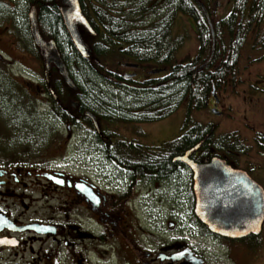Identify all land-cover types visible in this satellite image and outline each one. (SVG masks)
I'll list each match as a JSON object with an SVG mask.
<instances>
[{"label": "flooded vegetation", "instance_id": "obj_1", "mask_svg": "<svg viewBox=\"0 0 264 264\" xmlns=\"http://www.w3.org/2000/svg\"><path fill=\"white\" fill-rule=\"evenodd\" d=\"M78 1L92 31L77 25L91 49L88 57L66 30L61 0H0V264H211L210 252L183 238L187 223L208 235L194 214L192 170L173 160L194 146L175 153L173 144L182 136L191 141L193 124L181 127L177 137V131L166 130V119L175 112L177 66H193L198 59V52H182L186 37H197L198 50V36L210 35L206 11L221 47L219 35L229 32L227 17L235 13L245 21L247 7L237 5L241 0ZM31 10L41 37L56 42L76 88L53 62H44L32 37ZM49 12L60 19L57 36L43 26ZM261 31L255 23L249 29L251 35ZM80 60L94 67L104 86L101 114L85 107L87 93L74 76ZM212 83L217 98L211 85L205 109L220 111L221 86ZM195 121L216 134L213 121ZM157 122L160 130L146 131ZM48 126L59 134L57 143L83 148L75 168L41 149ZM254 142L264 147V140ZM204 153L199 146L190 158L203 163L210 158ZM220 156L255 181L247 168L258 167L264 178V165L251 158L227 148ZM97 162L106 169L93 166ZM259 235L238 240L209 235V242L221 247L217 264H242L240 241L247 239L248 264H264V242L255 241Z\"/></svg>", "mask_w": 264, "mask_h": 264}, {"label": "water", "instance_id": "obj_2", "mask_svg": "<svg viewBox=\"0 0 264 264\" xmlns=\"http://www.w3.org/2000/svg\"><path fill=\"white\" fill-rule=\"evenodd\" d=\"M60 14L66 30L83 57L91 53L90 47L84 42L77 30V25L89 32L91 27L82 14L78 0H61ZM32 36L40 48L46 64L53 62L60 71L65 82L76 88L69 76V72L61 60L56 44L53 40L44 41L38 31L34 12L30 11ZM212 34V48L208 59L199 66L202 69L207 65L214 53V32L208 21ZM194 75V74H193ZM192 75V76H193ZM213 95L215 93L213 91ZM213 113L220 114L213 110ZM90 116L95 122L93 114ZM194 148L187 150L183 155L173 160L187 164L193 171V194L195 197L194 212L199 220L214 234L239 239L250 234L259 235L264 222V190L248 174L229 166L218 156L212 157L205 163H196L189 155Z\"/></svg>", "mask_w": 264, "mask_h": 264}, {"label": "rangeland", "instance_id": "obj_3", "mask_svg": "<svg viewBox=\"0 0 264 264\" xmlns=\"http://www.w3.org/2000/svg\"><path fill=\"white\" fill-rule=\"evenodd\" d=\"M255 39L254 37H248L245 39L244 47L240 50L237 66L235 68V75H227V80L223 81L224 83H221V103L219 105V110L222 114L211 115V113L209 114L211 111H207L205 105L200 108H195L193 107L194 104L191 106L192 109H190V112L192 113V121L210 120L216 123V138H218L219 141L221 140V137L224 140L226 137L224 138L223 136H229V134L233 133L234 137L231 139L229 137V141L234 142L235 139L236 141L237 139L239 140L240 146L242 145L243 147L239 153L245 158L246 156L251 158L257 165H264V148H259L255 145L256 142H254V138L258 134H261V137L264 136V45H253ZM186 51L190 55H194L199 51V49L197 50V37L193 34L186 37V44L183 46L182 52ZM221 60L222 59L217 60V63L221 64L224 62V60ZM22 92L23 90H20L19 88L17 89L18 96H20ZM17 105L18 102H16V106ZM197 109H201V111H195ZM20 111L21 110L18 109L16 112L18 116ZM183 120L184 109L181 106L172 114V116H169L166 119V130L177 131V136L182 127ZM159 125L160 123L157 122L146 126L145 129L146 131H158L160 130L158 128ZM216 125L213 124L212 126L216 127ZM47 130L50 133L47 139L43 140V138H40L39 140L41 149L46 151V154L48 153L49 155L56 157L60 165H64L68 162L72 168H75L77 162L75 159L78 158L77 155L80 151L79 149L83 148L76 147L74 144L63 145L62 143H57V141L60 140V138H58L59 134L49 126L47 127ZM40 131L42 136L44 134L46 135L44 130ZM166 134H168V132H166ZM155 136H161V133L159 132ZM170 137L171 136H167L166 139ZM54 140H56V142H53ZM220 144L222 145H218L219 149H216V153L223 152L221 148L224 144ZM70 159H72V161H69ZM94 165H100L105 168L100 162L93 163V166ZM247 170L264 188V178H260L259 168L251 165ZM255 239L257 242H264V224L261 234ZM249 243L250 240L248 239L242 243L240 241V245L244 247L242 264H248V259L252 255V249L248 246Z\"/></svg>", "mask_w": 264, "mask_h": 264}, {"label": "trees", "instance_id": "obj_4", "mask_svg": "<svg viewBox=\"0 0 264 264\" xmlns=\"http://www.w3.org/2000/svg\"><path fill=\"white\" fill-rule=\"evenodd\" d=\"M238 4H240V7H243L242 9L247 7V20L243 21L242 18L238 20L235 13H231L227 17L226 26L229 29V32L225 33L223 36L219 35L222 46L217 47L216 43L214 56L211 62L205 68L197 72L193 79V87L191 84V73L195 70L197 65L205 60L209 52L208 50L210 49V35L202 32L198 36L200 47L198 51V59H196L193 66H191L190 64H181L176 68V96L174 108L178 109L183 105L186 106L187 112L184 120V126H187L188 122H190L189 114L191 105L189 104V102L192 101L194 103L193 107L195 108L203 107L205 96L210 91L212 81L218 80L219 84H221L224 83L223 81L227 80V75H235V68L237 66L240 50L244 45L245 39L248 37H254V39H256L253 45H264V0H252L251 2H249L248 0H241L237 2V5ZM45 22L49 27L48 29L52 30L55 36L59 35V32L57 30L60 24L59 17L49 12L45 18ZM242 22L247 24L242 27ZM253 23H255L258 28L262 29L261 32L256 33L255 35H251L249 33V29ZM199 26L202 30L207 28L206 24L203 21L200 22ZM238 26L240 28H245V30L239 29ZM222 54L224 58L222 57ZM220 59L224 60V62L222 65H220V69L218 72L219 65L217 63V60ZM74 74L76 75V77L77 74L79 76L78 79L82 88L81 91L88 94H86V98L89 99V101L85 104V107L97 114L103 113L105 106H99L98 104H106V94L103 84H100L99 80L96 79L99 77V75L94 70V67L89 66L86 61L80 60L77 64V68L75 69ZM166 79L169 78L167 77ZM95 83L96 86H94ZM167 84L166 88L167 90H169ZM92 99H94L95 101H92ZM216 137L217 136H215L213 128L209 124L206 125L200 122H193V128L190 138L191 141H186L185 136L177 139V141L173 143L174 152L179 153L180 151H183V149L188 147L189 144L192 146L196 143H199L200 147L203 148L205 155H214L216 154L214 153L216 149H219L217 145L221 143ZM225 137L227 141L225 147L232 150H238L240 148L238 140L236 141L235 139L234 142L229 141L232 137H234L233 133L229 134V136H224V138ZM262 139L264 140V138ZM196 220L197 223L200 224L206 232H208L207 228L202 225L198 219Z\"/></svg>", "mask_w": 264, "mask_h": 264}, {"label": "bare ground", "instance_id": "obj_5", "mask_svg": "<svg viewBox=\"0 0 264 264\" xmlns=\"http://www.w3.org/2000/svg\"><path fill=\"white\" fill-rule=\"evenodd\" d=\"M29 21H30V25L32 26V23H31V19H30V17H29ZM35 22H36V19H35ZM43 26L45 27V28H49L47 25H46V22H45V20H43ZM36 24H37V22H36ZM57 30H58V32L60 33V29L59 28H57ZM55 44H56V42H55ZM56 48H57V45H56ZM70 76V75H69ZM74 76L76 77V75L74 74ZM79 76H78V74H77V78H78ZM70 78H71V76H70ZM72 79V78H71Z\"/></svg>", "mask_w": 264, "mask_h": 264}, {"label": "snow or ice", "instance_id": "obj_6", "mask_svg": "<svg viewBox=\"0 0 264 264\" xmlns=\"http://www.w3.org/2000/svg\"><path fill=\"white\" fill-rule=\"evenodd\" d=\"M177 255H182V253H178Z\"/></svg>", "mask_w": 264, "mask_h": 264}]
</instances>
